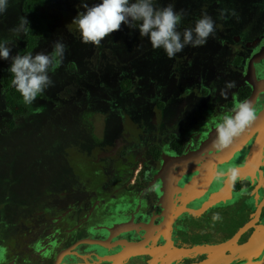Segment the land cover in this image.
<instances>
[{"label":"flooded vegetation","instance_id":"1","mask_svg":"<svg viewBox=\"0 0 264 264\" xmlns=\"http://www.w3.org/2000/svg\"><path fill=\"white\" fill-rule=\"evenodd\" d=\"M256 9L247 22L240 11L219 21L245 31L212 68L183 76L177 58L172 84L110 103V123L91 118L97 140L85 155L68 159L21 212L0 215V264H264V0ZM227 81L236 87L222 95ZM245 100L256 120L214 149L217 122ZM228 167L240 172L234 186L213 178Z\"/></svg>","mask_w":264,"mask_h":264},{"label":"trees","instance_id":"2","mask_svg":"<svg viewBox=\"0 0 264 264\" xmlns=\"http://www.w3.org/2000/svg\"><path fill=\"white\" fill-rule=\"evenodd\" d=\"M216 1L220 3L218 10L210 8L211 1L198 0L195 3L180 4L179 9H185L188 13L183 20L186 21L184 27L187 22L192 23L190 27H193L202 14L211 15L213 12L211 16L216 30L206 45L186 47L171 59L161 49L153 50L146 38L139 37L138 31L136 36L140 42L135 36L131 38V34L127 32L128 34L123 36L111 34L100 46L84 45L80 42L76 26L71 23L73 19L68 18L69 20L64 22L65 25H62V15L67 16L65 11L61 12V17L52 16L51 21L55 25L50 26L42 18L44 0L23 1L22 14L30 23L25 33L26 48L20 53L34 54L36 43L49 30L52 43L61 37L68 45V51L63 64L54 74H49L55 86L38 96L32 104L23 102L22 96L12 85L13 76L8 68L3 70L4 73L0 76V110L12 118L15 108L19 106L26 108L29 117L24 124L25 131L19 129L24 125L15 127L13 122L5 125L4 121L5 126H0V203L5 199L7 185L15 184L17 188L16 203L9 201L11 198L2 202H6L4 216L25 209L30 204L31 197L35 196L29 193L30 190L33 189L35 194L41 193V188L47 181L56 180L57 172L64 171L68 159L85 155L83 151L89 150L97 140L91 118L102 116L110 123V119L116 115L114 105L110 103L136 100V95L142 99L144 94H153L150 89L152 86L164 85L167 81L172 84L175 78L173 63L177 58L184 60L185 66H178L179 70L183 71V76L187 72L196 76V69L200 70L206 65L209 69L212 68L221 47L229 46L227 40H231L239 30L245 31L243 27L237 28L239 30L236 31L229 24L220 27L222 9L240 11L241 15L245 16L242 18L243 22L250 21V15L256 13V19L262 13L261 9L250 10L251 6L258 4V0H239V3L237 0ZM86 2L90 3L89 0ZM161 2L166 4L174 0ZM205 3L208 9L201 11L200 6ZM234 17L229 16L226 20L230 23ZM123 29L128 28L123 26ZM184 29L178 28L181 32ZM132 39L134 42H131ZM139 87H143V90L134 91V88L138 90ZM105 125L108 132L109 125ZM63 159L65 163L62 162Z\"/></svg>","mask_w":264,"mask_h":264},{"label":"clouds","instance_id":"3","mask_svg":"<svg viewBox=\"0 0 264 264\" xmlns=\"http://www.w3.org/2000/svg\"><path fill=\"white\" fill-rule=\"evenodd\" d=\"M8 7L9 0H0V16L7 12ZM81 7L84 10L78 12L71 23L76 26L80 42L84 45L100 46L105 38L126 26L130 34L138 31L139 37L146 38L153 50L161 49L171 59L186 47L206 45L216 30L212 16L204 13L193 27L181 32L178 30L179 25L188 13L185 9L177 10L174 2L165 4L161 0H99L89 5L86 0H81ZM220 16L227 19L229 16H236V12L222 9ZM29 23L25 16H21L11 31L17 36L24 35L29 29ZM12 46L7 40L0 41V59L11 61L8 71L13 76L12 85L25 104H32L38 96L55 86L49 74H54L63 64L68 45L58 37L52 43L50 52L14 56L11 54ZM235 87V81L225 82L222 95ZM256 118L255 107L250 101L236 103L230 113H225L217 122L212 147L217 150L227 148ZM213 178L218 183L233 186L241 179L237 167L221 169ZM219 219L218 213L212 216L213 221Z\"/></svg>","mask_w":264,"mask_h":264},{"label":"rangeland","instance_id":"4","mask_svg":"<svg viewBox=\"0 0 264 264\" xmlns=\"http://www.w3.org/2000/svg\"><path fill=\"white\" fill-rule=\"evenodd\" d=\"M24 0H9V7L7 12L3 15L0 16V41L7 40L10 44H12V55H22L21 50H24L26 48V36L21 35L17 36L15 33L11 31V29L18 23V18L23 16L22 14V5H23ZM89 5H92L94 3L99 2V0H89ZM84 9L81 7V0H44V7L42 10V18L43 20L47 23V25H55L51 19L52 16H60L61 12H66L67 16H63V23L62 25H65L64 22H67L69 19H74L77 15L78 12L83 11ZM61 17V16H60ZM69 18V19H68ZM50 31V30H49ZM49 31L46 32L45 35H43L39 41L35 45V52L33 55H35L37 52H50L51 51V45H52V38L50 36ZM124 31H126L124 33ZM127 32L130 33L129 29H122L120 31L112 33V35L116 36H123L128 34ZM123 33V34H120ZM120 34V35H117ZM131 38L133 36L136 37L137 41L140 42L141 40L137 38L136 36V31L131 32ZM134 39L131 40V42ZM137 44V43H134ZM133 44V45H134ZM133 48H136V46H132ZM11 64L10 60H2L0 59V76L3 74V70L6 68L9 69ZM72 69V67H70ZM73 72V70H71ZM2 80H0V97H2ZM28 114L26 112V108H21V107H16L14 111V115L11 118L10 115L3 110H0V126H5L7 123H12L14 124L15 127H20L25 124V121L28 119ZM5 121V122H4ZM95 121H96V127H99V123L101 122V119L97 116H95ZM4 122V124H3ZM25 125L20 127L19 129L21 131H25ZM3 129V128H1ZM6 130V129H5ZM13 190L11 193L10 191ZM16 191L17 188L15 187V184H9L7 185L5 189V199L2 201L4 202L7 198H11L9 201H14L16 199ZM7 193V194H6ZM29 193L32 195H35L34 190H30ZM13 194V195H11ZM0 203V215L1 217L4 216V206L5 203ZM16 203V202H15ZM3 218V217H2ZM3 227V226H2Z\"/></svg>","mask_w":264,"mask_h":264}]
</instances>
